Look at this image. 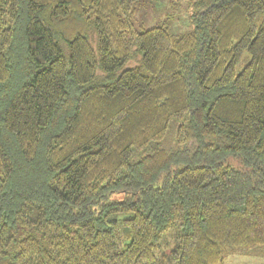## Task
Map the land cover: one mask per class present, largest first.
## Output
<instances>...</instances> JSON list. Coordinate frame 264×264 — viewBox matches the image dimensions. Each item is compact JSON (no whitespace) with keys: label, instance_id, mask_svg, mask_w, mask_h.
I'll return each mask as SVG.
<instances>
[{"label":"trees","instance_id":"obj_1","mask_svg":"<svg viewBox=\"0 0 264 264\" xmlns=\"http://www.w3.org/2000/svg\"><path fill=\"white\" fill-rule=\"evenodd\" d=\"M154 2L0 0V264L264 249V0Z\"/></svg>","mask_w":264,"mask_h":264},{"label":"rangeland","instance_id":"obj_2","mask_svg":"<svg viewBox=\"0 0 264 264\" xmlns=\"http://www.w3.org/2000/svg\"><path fill=\"white\" fill-rule=\"evenodd\" d=\"M136 17L135 25L141 29L169 24L174 32H187L193 29L192 0H158L152 4L146 3ZM174 4L176 5L175 7ZM224 264H264V249L251 248L237 254H231Z\"/></svg>","mask_w":264,"mask_h":264}]
</instances>
